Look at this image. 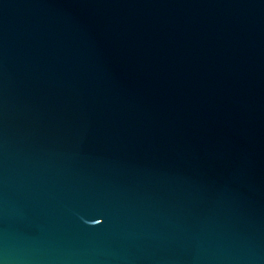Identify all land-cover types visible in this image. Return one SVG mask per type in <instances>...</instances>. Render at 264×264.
Segmentation results:
<instances>
[{
    "label": "water",
    "instance_id": "95a60500",
    "mask_svg": "<svg viewBox=\"0 0 264 264\" xmlns=\"http://www.w3.org/2000/svg\"><path fill=\"white\" fill-rule=\"evenodd\" d=\"M0 264H264V0H0Z\"/></svg>",
    "mask_w": 264,
    "mask_h": 264
}]
</instances>
